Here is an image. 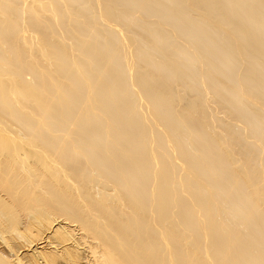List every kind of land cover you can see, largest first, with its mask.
Listing matches in <instances>:
<instances>
[{
    "label": "bare ground",
    "instance_id": "1",
    "mask_svg": "<svg viewBox=\"0 0 264 264\" xmlns=\"http://www.w3.org/2000/svg\"><path fill=\"white\" fill-rule=\"evenodd\" d=\"M0 264H264V0H0Z\"/></svg>",
    "mask_w": 264,
    "mask_h": 264
}]
</instances>
